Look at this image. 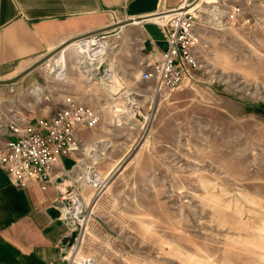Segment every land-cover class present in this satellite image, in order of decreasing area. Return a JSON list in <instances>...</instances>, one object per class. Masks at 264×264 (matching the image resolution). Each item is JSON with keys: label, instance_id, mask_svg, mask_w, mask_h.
Segmentation results:
<instances>
[{"label": "rangeland", "instance_id": "1", "mask_svg": "<svg viewBox=\"0 0 264 264\" xmlns=\"http://www.w3.org/2000/svg\"><path fill=\"white\" fill-rule=\"evenodd\" d=\"M193 12L196 65H178L173 87L154 74L152 96H128L135 112L101 115L86 129L71 190L85 217L69 256L95 264H264V0H204ZM129 25L133 31L108 32L96 65L146 56L143 70L154 72L163 50L156 59L147 41L159 44ZM88 47L67 43L61 57L6 84L0 130L15 113L49 115L65 94L97 88L86 71ZM115 87L126 89L118 80ZM86 174L98 175L100 186Z\"/></svg>", "mask_w": 264, "mask_h": 264}, {"label": "crops", "instance_id": "2", "mask_svg": "<svg viewBox=\"0 0 264 264\" xmlns=\"http://www.w3.org/2000/svg\"><path fill=\"white\" fill-rule=\"evenodd\" d=\"M189 1L0 0V78H8L22 71L38 57L74 35L127 17L155 14L153 12L162 7L168 9L165 12H171L174 7L187 6ZM152 20L160 23L158 19ZM134 23L143 27L142 33L150 38L142 21L129 22L121 27H126L130 32L133 29L129 24ZM118 29L120 26L108 32ZM75 44L80 50L88 46L85 40ZM161 50L159 45L149 48L156 59L160 57ZM63 51L59 52L60 57ZM146 58L131 56L113 62V65L111 62L102 63L95 70L93 78L97 88L95 84L88 85V95L81 97V101L100 109L102 117L135 112L134 103L128 97L130 94L140 91L146 98L152 96L148 78L142 77ZM109 73L111 78L108 77ZM115 74L121 88L126 87V92L115 87ZM6 87V84H0V93L5 92ZM30 114L36 123L41 110ZM4 130H0V140L8 137ZM86 131L81 132L84 138ZM74 157L61 156L54 169L55 177L58 171L61 176L49 182L46 188L36 183L18 185L10 180L5 169L0 168V264H68L67 248L72 238L66 234L71 227L54 204L59 188H64L62 184L66 183L71 190L77 187Z\"/></svg>", "mask_w": 264, "mask_h": 264}, {"label": "built area", "instance_id": "3", "mask_svg": "<svg viewBox=\"0 0 264 264\" xmlns=\"http://www.w3.org/2000/svg\"><path fill=\"white\" fill-rule=\"evenodd\" d=\"M183 7L172 8L174 12L164 24H161L168 41V46L162 49V62L154 65V72L143 70L142 73V77L145 78L156 74V77L164 80L169 87H173L181 77L178 65L180 68L183 64L196 65L195 55L191 51L194 6L186 10ZM107 36L108 30H104L80 38L88 39L85 42L90 45L89 50H85L90 58L86 67L87 73L89 71L91 73L89 78H94L96 75L95 70L98 68L96 64ZM30 113H15L6 123L4 133L8 137L0 140V168L5 169L10 180L18 185L36 183L46 188L49 182L61 176L58 171V176L55 177L54 169L62 155L71 157L85 151L88 141L81 132L98 126L102 119L101 111L88 103H83L77 95L69 93L60 98L58 106L52 113L40 115L36 123ZM85 176L93 186H100L98 178L90 174ZM59 189L54 206L71 227L66 234L71 236L77 225L80 226L78 221H82L85 217L83 206L78 208L77 201L80 197L78 195L71 197V189ZM73 244L71 243L70 246ZM68 264H95V262L91 256L78 257L77 254H70Z\"/></svg>", "mask_w": 264, "mask_h": 264}, {"label": "water", "instance_id": "4", "mask_svg": "<svg viewBox=\"0 0 264 264\" xmlns=\"http://www.w3.org/2000/svg\"><path fill=\"white\" fill-rule=\"evenodd\" d=\"M197 1H199V0H192L191 3H194ZM153 13H155V14L151 13V14L141 15V16H137V17H127L124 20H118L116 22H112L109 25L97 27V29H95V30H89L86 32H82L81 34L74 35V36L68 38L67 40H65L64 42L60 43L58 46L52 48V50L48 51L44 55L38 57L35 62H33L32 64L23 68L22 71L14 74L8 78H0V84H8L10 82H14V81L20 79L21 77H23V75L25 73H27L30 70L37 67L40 63L44 62L47 58L52 56V54L60 51L65 46H67V43L73 42L76 39H80V38H82V36H85V35H88L91 33H97L98 31L109 30V29H112L113 26H122V25H125L126 23H129V22H134V21L141 22L142 21L143 26L147 29V31L151 35L152 40L156 41V43H158L162 48H166L168 46V41H166L165 36L163 34V31H162L161 27L158 25V23L154 22L152 20V15H156V14H159L162 12L156 11ZM147 42H148V48H152V41L148 40Z\"/></svg>", "mask_w": 264, "mask_h": 264}, {"label": "bare ground", "instance_id": "5", "mask_svg": "<svg viewBox=\"0 0 264 264\" xmlns=\"http://www.w3.org/2000/svg\"><path fill=\"white\" fill-rule=\"evenodd\" d=\"M202 1H204V0H199V1H197V2H194V3H188L187 4V6H185L184 8L186 9L187 7H192V6H198V5H200L201 4V2ZM159 12H162V13H159V14H156V15H152V19H158V21L160 22V23H164L166 20H167V18L168 17H170L171 16V14L174 12V11H171V12H165V10H162V11H159ZM134 22H137V21H134ZM84 39H76V40H74L72 43L74 44L75 42H79V41H83ZM88 46H90V45H88ZM65 48H63V49H61L59 52H61L62 50H64ZM84 50H89V48H87V49H84ZM109 75V76H108ZM107 76L108 77H110L111 75H110V73L108 74ZM114 77V76H113ZM111 78V77H110ZM95 177H97V178H99V176L97 175V176H95ZM104 180V179H103ZM77 204H78V208H80V207H82V205H83V201H82V199H79L78 201H77ZM83 222V224H84V221H82ZM76 244H74V246H75ZM74 249V248H73ZM72 249V250H73ZM69 254V253H68ZM74 254H77V252H75V253H73L72 255H74Z\"/></svg>", "mask_w": 264, "mask_h": 264}]
</instances>
